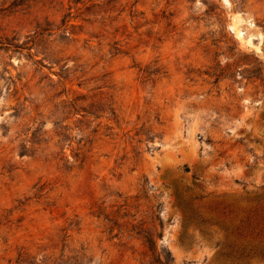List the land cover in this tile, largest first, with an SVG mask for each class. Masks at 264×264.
I'll return each instance as SVG.
<instances>
[{"label": "rangeland", "instance_id": "rangeland-1", "mask_svg": "<svg viewBox=\"0 0 264 264\" xmlns=\"http://www.w3.org/2000/svg\"><path fill=\"white\" fill-rule=\"evenodd\" d=\"M263 248L264 0H0V264Z\"/></svg>", "mask_w": 264, "mask_h": 264}, {"label": "trees", "instance_id": "trees-1", "mask_svg": "<svg viewBox=\"0 0 264 264\" xmlns=\"http://www.w3.org/2000/svg\"><path fill=\"white\" fill-rule=\"evenodd\" d=\"M249 224H251V223H249ZM146 237H147V241L150 243V245L154 244V239L151 236L146 235ZM167 254L169 256H166L164 258H162L161 255H160V257H158L159 264H170V258L169 257H171V259H172V255H171L170 251H167ZM257 256L264 257V248L257 252ZM245 257H249V254H248V256H245Z\"/></svg>", "mask_w": 264, "mask_h": 264}]
</instances>
